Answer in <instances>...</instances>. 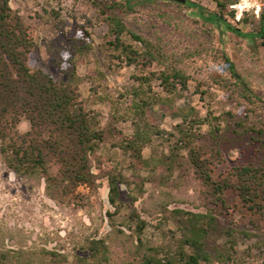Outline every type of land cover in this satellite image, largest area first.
<instances>
[{
  "label": "trees",
  "instance_id": "trees-1",
  "mask_svg": "<svg viewBox=\"0 0 264 264\" xmlns=\"http://www.w3.org/2000/svg\"><path fill=\"white\" fill-rule=\"evenodd\" d=\"M237 0H216L217 11L206 19L223 22L224 26L241 35L229 8ZM107 25V35L101 51L110 63L134 66L136 86L131 91V103L124 114L119 112L113 121H129L132 133L115 146L127 154L131 177L116 166H106L98 151L115 136L111 123L101 126L98 114L86 110L78 100L77 76L71 64L69 78L63 79L47 68L28 66L33 38L21 14L13 9L10 0H0V157L4 165L22 178L43 179L45 192L58 202L73 203L81 196L78 186L96 192L98 180L107 179L108 202L113 211L106 214L113 223L124 206L120 200L119 184H134L136 200L144 192L147 182L172 183L191 175L201 188L196 204L202 211L181 208L161 211V221H172V246L145 244L140 235L146 227L130 206L129 219L135 222L137 243L129 251V258L121 264H202L214 259L226 264H244L234 259L235 234L246 236L264 230V124L249 122V112L243 116L230 111L204 116L189 102L175 106L173 100L188 90V76L175 67L165 65L161 46L129 30L120 12L132 9L130 0L103 4L91 0ZM188 4H191L189 2ZM193 5L196 6L195 3ZM199 7V6H197ZM199 13H203L199 9ZM250 21L255 25L253 37L264 38V10L257 19L244 13L237 23ZM227 72L236 81L240 94L248 101L253 95L236 74L233 63L224 56ZM163 68L148 70L151 66ZM152 79L160 81L164 96L152 91ZM204 93V92H202ZM154 104L165 105L173 117H179L171 132L155 126L147 110ZM26 121L27 129L19 124ZM206 126V131H203ZM120 134V132L118 131ZM121 135V134H120ZM153 137L167 142L169 151L145 158L144 147ZM244 162L223 167V149L238 148ZM143 172H146L144 175ZM223 218L226 226L219 222ZM160 221V223H161ZM243 229L238 230V227ZM121 232V230H118ZM226 236V245L216 243L217 235ZM82 251L86 255L67 256L57 251H45L42 257L27 255L21 249L0 248V264H115L110 259L109 245L104 238H87Z\"/></svg>",
  "mask_w": 264,
  "mask_h": 264
},
{
  "label": "rangeland",
  "instance_id": "rangeland-1",
  "mask_svg": "<svg viewBox=\"0 0 264 264\" xmlns=\"http://www.w3.org/2000/svg\"><path fill=\"white\" fill-rule=\"evenodd\" d=\"M96 1L111 4L120 0ZM130 1L132 9L119 11L126 27L161 46L166 56L165 65L181 69L188 76V90L173 100L175 106L189 102L202 116L209 113L217 116L227 111L243 116L242 109H245L249 112V122L258 126L264 124V38L252 36L256 32L254 24L250 21L237 23L242 17L237 20L233 11L234 20H228L240 29L244 34L241 35L228 30L223 22L206 19L207 14L217 11L216 0ZM256 3L257 14L255 7L245 12L251 13L254 19L264 10V0H256ZM10 5L24 18L33 38L28 66L47 68L63 79L69 78L71 64L75 66L80 104L98 114L101 126L112 123L117 130L113 133L115 136H110L102 145L97 156L106 166H116L126 177H131L127 154L114 142L120 141L121 136H129L133 127L129 121L115 122L113 117L118 112L124 114L130 105L131 91L136 86L133 76L138 70L107 60L101 51L110 38L107 25L91 0H10ZM224 56L230 59L236 74L250 89L253 101L241 96L235 79L227 72ZM163 67L155 65L148 70ZM150 86L153 92L166 95L159 80L152 79ZM169 112L167 106L154 104L147 115L159 129L171 132L181 119ZM27 127L26 121L19 124L22 131ZM202 130L206 131V126ZM151 147L156 149V155L169 151L166 141L153 137L151 144L142 151L145 158L153 154ZM240 149L241 146L223 149L222 166L242 164ZM177 176L175 171L174 181L168 184L145 183L143 194L134 201L131 200L136 194L134 184L127 187L120 183L119 198L124 206L112 223L106 214L113 211L108 202L106 178L98 180L96 192L91 193L87 186L81 185L76 189L80 199L73 203L58 202L46 194L43 179L17 176L0 157V248L21 249L35 258L42 257L45 251H57L70 262L77 255H86L82 247L87 238H104L109 245L111 261L121 264L129 258V251L137 243L135 222L128 217L130 206L127 202H132L146 221L140 235L145 244L172 246L170 230L175 229L174 223L160 219L165 206L169 210H204L196 205L200 184L191 175L180 180L175 179ZM219 222L226 226L223 218L219 217ZM243 228L240 226L238 230ZM215 240L220 245L227 242L226 236L221 234ZM235 243V260H242L244 264H264V230L249 236L237 232ZM202 264L226 263L214 259Z\"/></svg>",
  "mask_w": 264,
  "mask_h": 264
},
{
  "label": "built area",
  "instance_id": "built-area-1",
  "mask_svg": "<svg viewBox=\"0 0 264 264\" xmlns=\"http://www.w3.org/2000/svg\"><path fill=\"white\" fill-rule=\"evenodd\" d=\"M257 6L256 0H252L251 2L248 0H237L233 4H230L229 7L234 11L235 18L239 20L245 12L253 9V7H255L254 13L257 14Z\"/></svg>",
  "mask_w": 264,
  "mask_h": 264
},
{
  "label": "water",
  "instance_id": "water-1",
  "mask_svg": "<svg viewBox=\"0 0 264 264\" xmlns=\"http://www.w3.org/2000/svg\"><path fill=\"white\" fill-rule=\"evenodd\" d=\"M172 1L184 3L186 0H172Z\"/></svg>",
  "mask_w": 264,
  "mask_h": 264
}]
</instances>
